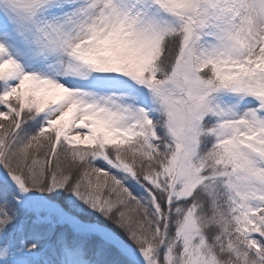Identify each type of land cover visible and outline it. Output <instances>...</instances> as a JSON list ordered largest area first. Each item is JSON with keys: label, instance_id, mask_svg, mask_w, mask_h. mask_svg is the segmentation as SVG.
I'll return each instance as SVG.
<instances>
[{"label": "snow or ice", "instance_id": "snow-or-ice-1", "mask_svg": "<svg viewBox=\"0 0 264 264\" xmlns=\"http://www.w3.org/2000/svg\"><path fill=\"white\" fill-rule=\"evenodd\" d=\"M0 264H264V0H0Z\"/></svg>", "mask_w": 264, "mask_h": 264}]
</instances>
